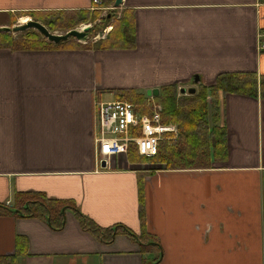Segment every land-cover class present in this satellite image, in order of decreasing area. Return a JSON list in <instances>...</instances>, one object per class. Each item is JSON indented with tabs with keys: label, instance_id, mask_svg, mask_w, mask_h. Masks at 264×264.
Returning <instances> with one entry per match:
<instances>
[{
	"label": "crops",
	"instance_id": "1",
	"mask_svg": "<svg viewBox=\"0 0 264 264\" xmlns=\"http://www.w3.org/2000/svg\"><path fill=\"white\" fill-rule=\"evenodd\" d=\"M33 1L0 0V28L21 22V12L87 9L91 2ZM118 10L134 19L131 49L0 47V203L10 205L15 192L70 201L101 228L120 224L153 235L160 264H264V54L257 50L264 0H123ZM228 73H252L258 93L221 98L225 161L153 171L127 154L101 167L96 99L131 90L145 103L157 97L148 91L168 86L180 99L188 95L182 90ZM147 252L157 255L142 253L123 233L110 244L98 241L71 210L58 231L45 219L0 216V264H144Z\"/></svg>",
	"mask_w": 264,
	"mask_h": 264
},
{
	"label": "trees",
	"instance_id": "2",
	"mask_svg": "<svg viewBox=\"0 0 264 264\" xmlns=\"http://www.w3.org/2000/svg\"><path fill=\"white\" fill-rule=\"evenodd\" d=\"M77 10L28 11L18 13V17H30L42 23L50 32H68L82 24H92L87 36V42L79 43L74 38L54 44L48 42L40 33L32 29L14 35L0 32V47L11 51H67V50H126L135 47L134 19L127 12L116 14L117 9L108 10V15L100 17L103 8H109L114 0H99L100 5ZM90 8H96L91 10ZM114 20L113 24L110 21ZM111 30L98 40H93L98 32L108 25ZM14 25V23H12ZM11 25V26H12ZM261 83V82H260ZM261 84H259L260 87ZM117 100L141 105L145 97L131 90L115 91ZM171 86L163 87L156 97V102L162 106L161 122L164 125H174L177 136L159 143L157 155L148 159L141 157L130 147L129 156L135 161H153L161 165V169H204L210 168L213 162H223L227 155V131L221 112V98L226 95H244L257 97L258 81L252 73H228L218 75L212 85H198L193 94L174 98ZM206 97H210L208 104ZM138 108H140L138 106ZM142 114L146 112L140 111ZM171 137V136H170ZM169 137V138H170ZM143 206V201H140ZM71 210L80 228L91 234L104 244L112 243L117 233H123L140 245L142 253L148 250L157 251L156 257L144 264H160L161 247L157 239L146 232L134 234L123 225L101 228L91 219L82 214L76 206L67 200L49 199L41 192H15L10 205L0 204V216H15L23 219H45L54 231L64 225V212ZM140 217L144 220L143 209ZM14 257H16L14 255ZM15 259L4 258V264H15Z\"/></svg>",
	"mask_w": 264,
	"mask_h": 264
},
{
	"label": "built area",
	"instance_id": "3",
	"mask_svg": "<svg viewBox=\"0 0 264 264\" xmlns=\"http://www.w3.org/2000/svg\"><path fill=\"white\" fill-rule=\"evenodd\" d=\"M93 4L99 5L100 2L94 0ZM257 50L264 54V30L258 33ZM145 103L148 114H142L141 108L130 102L95 100L93 142L98 162L104 163V167L111 166L113 160L129 154L131 146L139 156L154 158L161 141L177 136L176 126L161 122L162 106L152 98H148ZM148 162V167L153 171L161 169V165Z\"/></svg>",
	"mask_w": 264,
	"mask_h": 264
},
{
	"label": "water",
	"instance_id": "4",
	"mask_svg": "<svg viewBox=\"0 0 264 264\" xmlns=\"http://www.w3.org/2000/svg\"><path fill=\"white\" fill-rule=\"evenodd\" d=\"M123 0H114L113 3V9H118L122 5ZM91 27L90 26H85L82 30L79 29H72L64 34H58V33H51L42 23L32 20L29 18V21H27L24 24H18L14 27H7L4 26L0 28V32H5V33H21L26 30H34L40 33L48 42L58 44L63 41H67L69 38H74L78 42L81 43H86L88 36L87 33ZM194 83L193 85H197L198 79L195 77L194 78ZM181 92L185 93L187 92L188 94H193L195 92V89L192 87L188 90H182ZM158 90L154 89L152 91H148L146 95L148 96H157ZM101 167H104V163H101Z\"/></svg>",
	"mask_w": 264,
	"mask_h": 264
},
{
	"label": "rangeland",
	"instance_id": "5",
	"mask_svg": "<svg viewBox=\"0 0 264 264\" xmlns=\"http://www.w3.org/2000/svg\"><path fill=\"white\" fill-rule=\"evenodd\" d=\"M30 2H32V3H34V4H36V2H34L33 0H29ZM36 1V0H35ZM67 1V4L68 3H71V4H75V3H78L79 5L80 4H85V2H89L90 0H66ZM119 9V8H118ZM117 9V10H118ZM108 10H113V4L109 7V8H103V11H102V14L100 15V17H105V16H107L108 15ZM116 14L117 15H119V10L116 12ZM120 16V15H119ZM24 18H25V16H24ZM7 18H5L4 17V20H6ZM18 19H19V17H18ZM30 19H32V18H30ZM33 20V19H32ZM29 21V20H28ZM19 23H21V24H24L23 22H19ZM19 23H17L16 24V22H15V24L14 25H10V24H8L7 26H9V27H14V26H16V25H18ZM114 23V20H111L110 21V24H113ZM108 25L107 27H106V29L105 30H103L102 32H98L97 34H96V36L93 38V40L94 39H96L97 37H99V38H101L102 37V35H106L107 33V31H108V29L109 28H112L111 27V25ZM92 24H83V25H79L77 28H75V29H79L80 27H82L83 28V26H91ZM109 31H110V29H109ZM51 33H58V34H64V32H61V31H54V32H51ZM14 35H17V33H15ZM96 40H98V39H96ZM77 41V40H76ZM79 43H81V42H79ZM81 44H84V43H81ZM156 102V101H155ZM210 102L211 101H209V102H207L208 104H210ZM157 103V102H156ZM135 105H137V104H135ZM146 103H142L141 105H138L141 109V111L142 112H146V113H144V114H148V108H146ZM151 163H153V161H150ZM212 182H214V183H217V184H221V182L217 179L216 181H212ZM201 183V182H200ZM199 187H203V185H202V183L200 184V186ZM12 195H13V193H12ZM10 200H12V196H11V198H10ZM0 204H4V201H2ZM228 232L229 231H227L226 230V234H228ZM144 258L149 262V261H151L152 260V258H153V256L152 257H150V255H149V252H147V253H145V255H144Z\"/></svg>",
	"mask_w": 264,
	"mask_h": 264
},
{
	"label": "bare ground",
	"instance_id": "6",
	"mask_svg": "<svg viewBox=\"0 0 264 264\" xmlns=\"http://www.w3.org/2000/svg\"><path fill=\"white\" fill-rule=\"evenodd\" d=\"M26 21H27V19L26 18H23V19H21V22H25L26 23Z\"/></svg>",
	"mask_w": 264,
	"mask_h": 264
}]
</instances>
